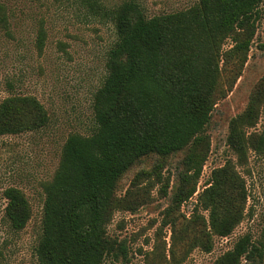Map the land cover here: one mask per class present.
<instances>
[{"label":"trees","instance_id":"trees-1","mask_svg":"<svg viewBox=\"0 0 264 264\" xmlns=\"http://www.w3.org/2000/svg\"><path fill=\"white\" fill-rule=\"evenodd\" d=\"M260 4L264 0H198L183 10L146 16L137 2L126 1L106 11L116 40L107 52V74L93 94L94 129L66 137L57 169L44 185L37 264H103L106 257L127 261L124 242L109 236L106 226L119 207L131 208L116 197L115 188L143 156L185 150L171 201L179 206L192 196L208 153L205 126L216 100L241 73ZM227 39L230 45L223 48ZM42 42L39 34V50ZM260 102L254 95L229 121L226 144L237 163L246 160L249 147L264 153V124L260 132L247 133L257 123ZM47 119L34 96L0 102V136L39 129ZM238 178L228 159L211 170L197 194L194 206L207 212L208 227L216 235L230 234L242 216ZM3 196L11 228L22 229L30 214L25 197L14 187L4 189ZM200 240L209 250L210 241ZM261 256L260 247L244 234L214 264H241Z\"/></svg>","mask_w":264,"mask_h":264},{"label":"rangeland","instance_id":"rangeland-1","mask_svg":"<svg viewBox=\"0 0 264 264\" xmlns=\"http://www.w3.org/2000/svg\"><path fill=\"white\" fill-rule=\"evenodd\" d=\"M94 1L97 6L86 0H0V102L11 96H34L48 117L39 129L0 136V264H37L44 185L57 169L66 137L88 135L94 129L93 94L107 74V52L116 40L106 11L134 1L146 16H153L186 9L198 0ZM259 9L261 17L241 73L216 100L205 126L208 153L194 193L179 206L171 201L185 150L138 159L115 188L116 197L131 208L119 207L106 226L109 236L124 242L127 261L106 257L103 264H214L244 234L260 247L262 256L241 264H264V153L249 147L240 164L226 144L230 119L254 95L261 98L259 115L247 133L260 132L264 124V4ZM229 45L227 39L223 48ZM228 159L242 182L243 196L236 198L242 216L230 234L219 236L209 229L207 212L194 204L211 170ZM141 171L145 174L134 180ZM8 187L18 189L28 203L29 218L19 230L11 228L4 214L3 191ZM200 239L210 241L209 250Z\"/></svg>","mask_w":264,"mask_h":264}]
</instances>
